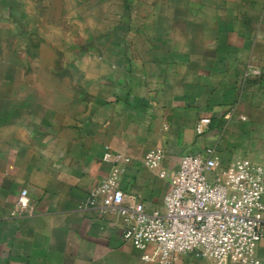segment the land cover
Segmentation results:
<instances>
[{"label":"crops","instance_id":"obj_1","mask_svg":"<svg viewBox=\"0 0 264 264\" xmlns=\"http://www.w3.org/2000/svg\"><path fill=\"white\" fill-rule=\"evenodd\" d=\"M124 3L0 0V264H156L142 259L154 246L122 239L118 216L78 209L111 170L107 149L129 159L125 202L147 211L168 188L142 165L152 149L169 173L208 147L223 165L264 161L259 29L228 3L208 28L202 14L187 26L182 9L138 29ZM201 117L211 123L198 136ZM23 189L31 212L13 215ZM255 254L264 264V237ZM181 264L217 263L187 254Z\"/></svg>","mask_w":264,"mask_h":264},{"label":"built area","instance_id":"obj_2","mask_svg":"<svg viewBox=\"0 0 264 264\" xmlns=\"http://www.w3.org/2000/svg\"><path fill=\"white\" fill-rule=\"evenodd\" d=\"M250 74L260 75L257 70ZM201 117L195 126L202 135L210 125ZM165 153L152 149L142 165L168 180L160 210L147 211L142 203L125 202L119 187L122 165L129 159L106 150L102 160L111 165L109 174L91 188L78 209H96L122 220V239L138 250L154 246L145 262L181 264V257L194 254L217 264H260L256 248L264 237V161L235 160L223 165L212 148L183 156L171 173L162 170ZM31 212L28 192L20 191L13 215Z\"/></svg>","mask_w":264,"mask_h":264},{"label":"rangeland","instance_id":"obj_3","mask_svg":"<svg viewBox=\"0 0 264 264\" xmlns=\"http://www.w3.org/2000/svg\"><path fill=\"white\" fill-rule=\"evenodd\" d=\"M227 3V6L231 5L227 7V10L231 9V14L237 21L259 29L260 38L264 40V0H125L124 4L126 13H129L131 17L136 16V26L140 29L150 23L152 17L158 13L176 15L182 9L186 15L187 26L192 27L194 15L202 14L204 16L201 19L202 27L208 28L214 21V15ZM188 39L187 37L186 44ZM260 58L261 62H264V54H261ZM251 68L247 66L245 73L247 74Z\"/></svg>","mask_w":264,"mask_h":264}]
</instances>
